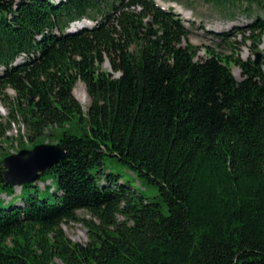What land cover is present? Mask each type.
<instances>
[{"label": "trees", "instance_id": "trees-1", "mask_svg": "<svg viewBox=\"0 0 264 264\" xmlns=\"http://www.w3.org/2000/svg\"><path fill=\"white\" fill-rule=\"evenodd\" d=\"M202 1L253 17L258 52L264 0ZM83 19L94 24L70 28ZM187 35L153 0H0V98L15 92L0 138L14 123L32 143L61 129L64 152L18 195L0 160V264H264V50L258 64L200 59ZM107 157L157 200L107 171ZM78 210L91 218L79 220L85 244L62 231Z\"/></svg>", "mask_w": 264, "mask_h": 264}, {"label": "rangeland", "instance_id": "rangeland-1", "mask_svg": "<svg viewBox=\"0 0 264 264\" xmlns=\"http://www.w3.org/2000/svg\"><path fill=\"white\" fill-rule=\"evenodd\" d=\"M157 5L164 9L172 10L183 21L188 30L187 42L199 47L198 57L205 59L208 56V50L214 51L221 56H231L242 61L255 59L254 49L257 47L256 36L251 35L248 25L252 23V18L244 16L242 13H237L235 18L230 19L223 16L217 10L206 4L202 0H153ZM259 18L264 22V12H260ZM264 50V36L261 39V44L258 47V52ZM233 75L236 79H241V69L238 66L230 65ZM101 69L110 72V65L105 61L101 65ZM117 76V73L115 74ZM74 96L80 102L83 110H86L89 105L85 86L81 81H78L73 89ZM3 99L0 98V121L6 123L9 111V99L15 96V92L11 88L3 90ZM67 130L71 134H81V128L78 126H68ZM61 129L50 128L45 131L43 137L37 138L30 142L25 135L24 129L20 124L14 123L6 130L4 136L0 138V160L5 156L16 154L21 150H31L37 145H56ZM19 135H22V143L24 149H19V144L15 140ZM36 145L31 148L32 144ZM3 158V159H4ZM2 159V160H3ZM1 160V165H2ZM105 169L118 174L123 182L132 190L144 195L151 201H156L158 192L155 186L149 185L128 170V168L112 158H105ZM49 184V182H47ZM42 188V184H40ZM55 185V183H54ZM30 192V190L28 191ZM24 194L27 195L28 193ZM15 194H19V187H15ZM7 203L10 197L5 195L0 196ZM19 203V202H18ZM21 204V201L19 205ZM78 221L67 222L62 224V231L65 236L74 243L85 244L87 232L85 227L79 220H90V216L84 210L75 212Z\"/></svg>", "mask_w": 264, "mask_h": 264}, {"label": "water", "instance_id": "water-1", "mask_svg": "<svg viewBox=\"0 0 264 264\" xmlns=\"http://www.w3.org/2000/svg\"><path fill=\"white\" fill-rule=\"evenodd\" d=\"M261 54L256 52L255 64ZM64 152L57 145H37L31 150H21L2 160V176L6 185L20 187L39 181L54 164L63 159Z\"/></svg>", "mask_w": 264, "mask_h": 264}]
</instances>
